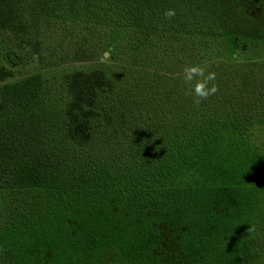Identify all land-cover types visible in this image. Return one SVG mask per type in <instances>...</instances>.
<instances>
[{
  "label": "trees",
  "instance_id": "trees-1",
  "mask_svg": "<svg viewBox=\"0 0 264 264\" xmlns=\"http://www.w3.org/2000/svg\"><path fill=\"white\" fill-rule=\"evenodd\" d=\"M0 30L41 61H113L65 76L60 120L41 74L0 86V264H263L264 62L221 37H264V0H0Z\"/></svg>",
  "mask_w": 264,
  "mask_h": 264
},
{
  "label": "rangeland",
  "instance_id": "rangeland-1",
  "mask_svg": "<svg viewBox=\"0 0 264 264\" xmlns=\"http://www.w3.org/2000/svg\"><path fill=\"white\" fill-rule=\"evenodd\" d=\"M221 41L223 44L222 57L226 61L232 63L264 62V37H248L230 34L221 37ZM14 50L22 60L19 64L13 66L12 62L9 60V55H12L11 52ZM106 56L109 57V53H106ZM98 58L99 59L97 60L68 61L58 63L54 58L46 57L45 61H41L37 56L27 55L24 51L17 49L15 40L7 33L0 30V66L5 65L14 70V76L8 80L0 82V86L7 82L18 81L32 74H41L44 80L47 105L49 109H52L55 112V117L57 115L59 116V120L61 119L62 108L69 98L64 84L65 76L76 70H92L98 67L109 69L113 66V61L110 58ZM107 100L110 99L102 100V103L100 104L102 117L107 114H113L111 119H114V116L116 117L119 113L120 107L111 109ZM151 102L152 99H149V96H147L145 101L142 103L144 108L142 115L145 120H148L149 115L151 114ZM125 109L127 108L124 107L121 110ZM127 115H130L129 110H127ZM140 116L141 115L138 114L136 119ZM131 118H133V116ZM120 127H126V125ZM123 130L128 132L129 127L124 128ZM123 135L122 129L111 133L114 141L121 139ZM252 136L256 146L259 148V151L262 155H264V125L253 128ZM69 146H72V144ZM86 151L88 152V150ZM262 263L264 264V259L262 260Z\"/></svg>",
  "mask_w": 264,
  "mask_h": 264
},
{
  "label": "clouds",
  "instance_id": "clouds-1",
  "mask_svg": "<svg viewBox=\"0 0 264 264\" xmlns=\"http://www.w3.org/2000/svg\"><path fill=\"white\" fill-rule=\"evenodd\" d=\"M174 15L175 13L173 10H168L165 12L166 17L170 18ZM205 71L206 69L199 65H191L185 67L184 69L183 79L186 84L193 81V79L196 77H203L202 80L198 79L193 87V92L195 96L199 98H206L207 96L211 95L216 91V87L214 84L211 87L208 86V83L210 81L215 80V73L208 72L207 75H205Z\"/></svg>",
  "mask_w": 264,
  "mask_h": 264
}]
</instances>
